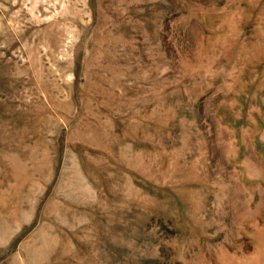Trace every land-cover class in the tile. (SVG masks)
I'll list each match as a JSON object with an SVG mask.
<instances>
[{
  "label": "rangeland",
  "instance_id": "1",
  "mask_svg": "<svg viewBox=\"0 0 264 264\" xmlns=\"http://www.w3.org/2000/svg\"><path fill=\"white\" fill-rule=\"evenodd\" d=\"M0 264H264V0H0Z\"/></svg>",
  "mask_w": 264,
  "mask_h": 264
}]
</instances>
